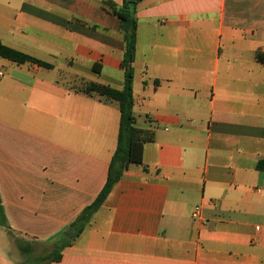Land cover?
<instances>
[{"label":"crops","instance_id":"0c3cea01","mask_svg":"<svg viewBox=\"0 0 264 264\" xmlns=\"http://www.w3.org/2000/svg\"><path fill=\"white\" fill-rule=\"evenodd\" d=\"M104 1L0 0V40L54 66L0 57V264L20 244L64 246L51 264H264V0H142L133 113L154 140L72 228L118 144L119 103L82 92L124 85Z\"/></svg>","mask_w":264,"mask_h":264},{"label":"trees","instance_id":"16d2710c","mask_svg":"<svg viewBox=\"0 0 264 264\" xmlns=\"http://www.w3.org/2000/svg\"><path fill=\"white\" fill-rule=\"evenodd\" d=\"M142 0H123V5L118 7L111 0H105L111 13L119 19L120 31L125 42V51L121 61V68L124 71V85L122 89H115L110 86H103L96 83H88L82 89L86 95L98 96L104 101H116L120 107V129L116 151L112 157L108 179L96 200L89 205L72 225V228L80 234L89 222L92 215L98 211L106 198L112 191L114 185L122 179L125 171L132 166H143V153L145 144L154 140V134L150 131L140 129L136 126V118L133 113L134 97V67L136 58L137 26L136 13ZM0 57L7 59L18 65L37 64L44 68H53L51 63L42 61L34 56L21 52L17 49L5 45L0 40ZM264 62V59L258 57ZM258 170L264 171V161L258 163ZM0 222L5 224L2 200L0 196ZM21 254L29 258L33 247L29 244H20ZM64 246L56 245L49 254L38 257L36 262L47 261L49 264L62 260ZM29 260V259H27Z\"/></svg>","mask_w":264,"mask_h":264},{"label":"rangeland","instance_id":"374dc122","mask_svg":"<svg viewBox=\"0 0 264 264\" xmlns=\"http://www.w3.org/2000/svg\"><path fill=\"white\" fill-rule=\"evenodd\" d=\"M62 47L67 48L69 46H67L64 43H62ZM57 58H59L58 59V64H59V66H61L62 65V57L60 56V57H57ZM66 82H67V84L68 83H72L70 79H66ZM74 85L80 89V82L79 81L78 82L75 81ZM3 236H5V239H9V237L7 235L3 234ZM19 240L21 242H23V243H26V242H24L25 240L23 238H19ZM49 250H51V247L44 248V247L38 246L37 249H36L35 254L31 252L30 253V258H28L29 260H27L26 257L20 255L19 250H18V248L16 246H14V247L11 246L10 257H12V259L16 263H20L21 262V264H48L47 261L38 263V262H36V259H38V257H41V256L47 254ZM10 260H11V258H10Z\"/></svg>","mask_w":264,"mask_h":264},{"label":"built area","instance_id":"2783aa9c","mask_svg":"<svg viewBox=\"0 0 264 264\" xmlns=\"http://www.w3.org/2000/svg\"><path fill=\"white\" fill-rule=\"evenodd\" d=\"M200 212V207H196L195 210L193 211V218H197Z\"/></svg>","mask_w":264,"mask_h":264},{"label":"water","instance_id":"95a60500","mask_svg":"<svg viewBox=\"0 0 264 264\" xmlns=\"http://www.w3.org/2000/svg\"><path fill=\"white\" fill-rule=\"evenodd\" d=\"M69 234H71V235H73V236H75V235H76V233H75V231H74V230H71V231H70V233H66V236H67V237H69Z\"/></svg>","mask_w":264,"mask_h":264}]
</instances>
